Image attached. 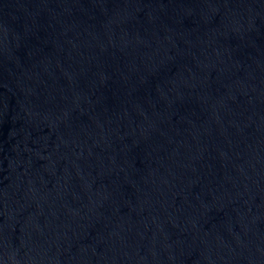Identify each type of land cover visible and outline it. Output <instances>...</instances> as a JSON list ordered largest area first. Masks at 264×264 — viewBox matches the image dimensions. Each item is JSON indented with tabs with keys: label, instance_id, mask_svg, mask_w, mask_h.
Instances as JSON below:
<instances>
[{
	"label": "water",
	"instance_id": "obj_1",
	"mask_svg": "<svg viewBox=\"0 0 264 264\" xmlns=\"http://www.w3.org/2000/svg\"><path fill=\"white\" fill-rule=\"evenodd\" d=\"M0 264H264V0H0Z\"/></svg>",
	"mask_w": 264,
	"mask_h": 264
}]
</instances>
